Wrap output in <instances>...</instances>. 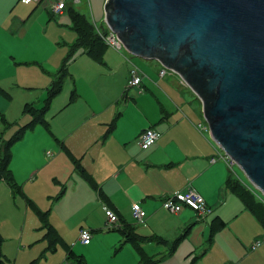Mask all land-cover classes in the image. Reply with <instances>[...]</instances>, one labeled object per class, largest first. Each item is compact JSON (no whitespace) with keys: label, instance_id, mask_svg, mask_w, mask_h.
I'll list each match as a JSON object with an SVG mask.
<instances>
[{"label":"crops","instance_id":"crops-1","mask_svg":"<svg viewBox=\"0 0 264 264\" xmlns=\"http://www.w3.org/2000/svg\"><path fill=\"white\" fill-rule=\"evenodd\" d=\"M58 1H64L65 8L54 12L53 4ZM80 2L82 0H72V3L42 0L40 4L46 6L41 7L21 0H0V54L6 61L0 64V89L4 91H0V113L11 128L10 132L17 133L30 123L31 115L25 112L27 105L39 108L44 105L50 87L60 75L66 52L70 53L77 42L78 33L73 28L69 10L81 12L75 6ZM31 22L39 29L33 35L29 34ZM92 23L97 32H105ZM106 45L105 65L95 63L84 48L75 51L74 60L69 64L68 78H72L69 95H63L65 81L62 90L51 100L46 115L49 130L42 124L29 129L14 146L21 154L13 156L10 167L24 194L35 203L37 199L48 201L44 211L50 210V222L62 237L64 233L80 234L81 229H89L93 235L107 230L105 207L110 205L101 197L99 189H102L113 205L110 208L117 211L121 225L132 224L140 236L147 238L142 246L158 264H191L195 257L198 258L195 264H202L203 258L207 260L205 264H264V228L246 209L239 195L227 186V180L235 177L224 151L212 140L208 124L201 121L192 108L180 113L179 108L182 110L184 104L180 99L182 108H178L172 98L149 97L144 93L147 90L144 71L140 72L142 87L133 86L141 95L127 99L124 109L120 110V102L126 100L121 97L122 92L132 88L128 87V82L133 61L121 53V49ZM109 47L113 50H108ZM81 64L86 66L82 83H85V76L95 80L111 74L121 92L113 99L109 93L104 102L97 99L94 87L87 88L78 82L77 68ZM160 86L168 94L166 84ZM7 90L16 93L15 102L14 95ZM147 128L158 131L160 138L145 149L139 137ZM75 161L97 182L99 189L86 183ZM242 183L257 193L252 186ZM2 188L12 202L11 207L19 212L16 199L19 197L26 203L25 198L14 197L10 188L8 190L3 184ZM189 188L200 193L212 208L208 216L199 217L189 208L172 213L162 206L168 195ZM53 197L55 202L50 204ZM65 198L72 201H65ZM133 203L140 204L146 211L141 222L132 216ZM25 206L28 213L30 209ZM77 217L87 218L90 227H84V220L61 224L63 219ZM10 220L9 226L2 230L15 233L9 240L15 251L10 253L8 241L4 254L12 264H18L19 259L23 263L33 256V236L25 231L24 225ZM214 220L225 222V226L210 242ZM119 227L105 233L114 231L111 240L120 245L110 264H137L139 256L133 246L121 245L124 237L116 229ZM71 236L67 241L63 238L66 243L73 240ZM150 237H160L168 243L150 240ZM176 240V250L169 254ZM257 242L260 244L253 249ZM96 244L91 240L84 245L94 247ZM45 247L44 243L43 249ZM76 250L73 249L76 254L86 257L85 250H77L78 253Z\"/></svg>","mask_w":264,"mask_h":264},{"label":"water","instance_id":"water-1","mask_svg":"<svg viewBox=\"0 0 264 264\" xmlns=\"http://www.w3.org/2000/svg\"><path fill=\"white\" fill-rule=\"evenodd\" d=\"M105 20L132 55L178 74L264 195V0H106Z\"/></svg>","mask_w":264,"mask_h":264},{"label":"rangeland","instance_id":"rangeland-1","mask_svg":"<svg viewBox=\"0 0 264 264\" xmlns=\"http://www.w3.org/2000/svg\"><path fill=\"white\" fill-rule=\"evenodd\" d=\"M69 2L72 3V0H69ZM97 2H100V3L97 4ZM31 4L32 5L38 4V5H41V7H43V5H44L42 3L40 4L37 2H31ZM45 6L46 5H44V7ZM75 6L90 21L95 22L101 30L110 33V28L105 21V1L104 0H90V2H89V0H82V2L75 4ZM31 23L32 24H30V27H29V34L33 35V34L38 33V30H39L38 27L33 22H31ZM108 50H113V48L109 47ZM120 52L125 54L131 61H133V64H132L133 67H137L139 70L144 71V73L146 74V76L144 77V79H145L144 85L147 88V90L144 93H146L149 97L154 96V97L163 98V99H165L166 97H168L170 99L172 98L174 103L178 106V108L181 107V105H182L181 103L183 101L184 104H183V108L181 107L182 110L179 108L180 113L183 110L185 111V110L192 108L194 113L198 116V118H200L201 121L207 123L204 119V116L203 117L201 116V112H202L201 100L182 81V79L178 76L177 73H175L174 71H172L170 69H165V67L158 60L144 59V58H141L138 56H134L130 52H128L125 48H122L120 50ZM75 53L72 55V57L67 62V74H66L64 81H63V83L66 81V83L64 85V89H63V95H65V96L69 95L70 80H72V78H68L69 77V64L74 60L73 57L75 56ZM66 54L67 55L64 58V61L62 63L61 68L63 67L66 59L68 58L69 50H68V53L66 52ZM104 60H105V58H104ZM5 62L6 61H5L4 57L0 54V64H4ZM95 63H97L99 65H105L106 62L100 63L98 61H95ZM129 65H130V67L132 66L131 64H129ZM77 70H78L77 79H78L79 84H81L87 88L88 87H91V88L94 87L96 90L97 99L102 100L104 102V100L109 96V93L111 96L110 98H112V99L118 95V93L120 91V89L118 88L119 83L116 80L112 79L111 74L109 76H103L102 75L101 77H99L95 80L87 79V77L85 76L84 77L85 83H82V76H83L84 72L86 71V66L84 64H81L80 67L77 68ZM146 70H148L149 72H146ZM164 70H165V72L163 73ZM114 71H120V70H114ZM53 74H55V73H53ZM45 77L47 78V81H49V78L46 75H45ZM161 84H166V91L168 94H166L163 91V89L160 86ZM110 88H112V92H109ZM124 91L122 92L121 97H123ZM8 92L14 95V102H15L16 101V95H15L16 93L13 91H8ZM140 95H141V93H137V91L135 90L134 87L130 88L129 92H127L126 96L123 97L126 100L120 102V105H119L120 110L124 109L125 104H127L126 103L127 99L137 98ZM179 99L181 100V103L178 102ZM128 103L130 105L129 109H131L132 102L130 103V101H129ZM52 113H53V110H51L50 114H52ZM202 114H203V112H202ZM4 117H5V115H4ZM10 129L11 128L8 125H6L5 122L3 121V117H1V113H0V134L4 133V137L7 139L14 134V133L10 132ZM42 130L46 132L45 128L44 129L42 128ZM32 131H29L28 133H31ZM12 152H13L12 155L14 157L21 154V151L19 149L15 150V147H13ZM224 155L226 156V154H224ZM231 171H232L233 176L235 178L240 179L247 186L252 185L249 182V180L246 178V176L244 175L242 170L236 164L231 165ZM79 177H80V179L83 178L81 176H79ZM86 183H88V182H86ZM3 185H5V187L9 190L8 186L5 183ZM1 188H2V185L0 186V190H1ZM3 189L4 188H2V190L0 192V227H2V228H0V239L3 240L2 244H1L2 252L4 253V250H3L4 245L9 240H11V238H13L15 236L14 232H10V231H4L3 232V230H5L9 226V223L11 222L10 219H12V220L17 221V223L19 225L20 224L24 225L25 231L30 232V234H31V236H33V240H34V244L32 245L33 256H31L29 259L23 260V263H22V260L19 259L18 264H73L72 262L66 260L67 252H66V249H65L63 244L60 243L58 245V248L55 251H46L47 246L43 249L44 243L47 245V242L44 241V239H43L44 228H42V229L40 228V226L42 225L40 218L39 217L37 218L30 210H28V213H26L25 212L26 203H24L23 200L19 197H17V199H16L17 200V206L19 208V212L15 211L11 207L12 202H10L8 197H6V192H4ZM255 191L257 192L256 194L258 195V197H260L261 199L264 200V195L259 190H257L256 188H255ZM9 193H10V191H9ZM54 198L55 197H53L51 199L50 204H53L55 202ZM65 201L71 202L72 200H71V198H65ZM36 204L39 206L40 209L44 210V207H46L48 205V201L37 199ZM13 205H16V204L13 203ZM45 209H47V208H45ZM83 220H84V224H83L84 227H86V228L90 227V225H89L90 223L87 221L88 219L87 218L83 219L80 217H77L74 219H66V220L63 219V220H61V224L65 225L66 221H69V222L72 221V223L76 224V223L83 221ZM105 225H106V223H105ZM37 226H39L38 229H36ZM100 226L103 227V225H100ZM106 228H107V230H103L102 232L98 231L93 235L92 240L96 241V243H97L94 247H89V245L82 244L78 240L79 234H76V233H71V234L64 233L63 238L67 241V238L70 235H72L70 238L73 240H71L69 242V244L72 245L73 249L76 248L79 251L85 250L87 252L86 257H85L87 264H110V263H113L114 258H112V256H113V254L116 253V251L120 245H118L119 243L117 244L116 241L111 240V239H113L112 233H115L114 231H109V234H105L106 231H108L107 225H106ZM32 233H35V234H32ZM117 237L120 238V236H117ZM76 238H77L76 243H78V245L74 242V240ZM103 238H104V240H103ZM39 239H41L39 242L35 241V240H39ZM99 241H101V242H99ZM72 242L75 244H73ZM9 243L10 244H8V247H11L10 253L13 254L15 251L14 250V244L12 241H9ZM115 243H116V245L112 246V244H115ZM126 248L131 249L130 246H127ZM77 250H76V252L78 253L79 251H77ZM43 251H44L45 258L43 255ZM200 253H201L200 250H198V254H200ZM78 254H80V253H78ZM199 257L201 258V255H199ZM206 261H207L206 258H205V260L203 258L201 263L205 264ZM7 263L12 264V261H9V259L7 258Z\"/></svg>","mask_w":264,"mask_h":264},{"label":"trees","instance_id":"trees-1","mask_svg":"<svg viewBox=\"0 0 264 264\" xmlns=\"http://www.w3.org/2000/svg\"><path fill=\"white\" fill-rule=\"evenodd\" d=\"M69 15L72 20L73 28L78 33L77 42L72 46L68 58L66 59L58 79H56L50 87L47 97L44 101V105L42 107H36L33 105H27L25 112L30 113L31 121L30 123L23 127L21 130L14 133L9 138L4 137V133L0 134V186L2 184L8 185L14 197L23 196L26 200V205L33 213L40 218L42 225L40 228H44L43 239L47 242L46 251H55L58 248V245L61 243L64 245L67 252V261L72 262L73 264H86L85 258L83 255L76 254L72 247L65 242L63 237L59 234L56 228L50 222V210L44 211L40 209L37 204L27 197L21 185L16 181L14 173L10 167L12 158H13V147L19 143L25 136L27 130L33 129L38 125H44V127L49 130V123L47 121V113L50 110L51 100L62 90L63 81L67 74V62L75 53V51L79 48H84L86 53L95 61L100 63H104L105 54L107 51V45L100 37L97 32L95 25L81 12L70 9ZM1 92L2 89H0ZM127 94V90L124 91L123 97ZM76 166L83 173V176L91 186V188L99 189L97 182L89 175V173L84 169H81L80 165L75 161ZM227 186L231 188L234 192H236L241 198L247 210H249L264 228V200L258 197L256 193H254L250 188H246L243 185L242 181L237 178L230 177L227 182ZM100 195L103 200L108 203L109 208L113 205L108 197L104 194L102 189H99ZM115 211V210H114ZM117 213V211H115ZM121 220V219H120ZM122 223V222H121ZM225 226V222L214 220L211 228V234L209 241L212 242L215 234ZM120 231L122 236L124 237L121 245L131 244L135 251L139 256V262L137 264H158V260H156L153 256L149 255L146 250L142 246V242L147 239L145 237L140 236L134 226L132 224H125L124 226L116 228ZM150 240H156L160 243H168L165 239L160 237H150ZM3 240L0 239V264H8L7 259L2 252L1 244ZM178 245V240H176L170 249L169 254H172ZM44 254V253H43ZM198 258H194L191 264H195V261Z\"/></svg>","mask_w":264,"mask_h":264},{"label":"built area","instance_id":"built-area-1","mask_svg":"<svg viewBox=\"0 0 264 264\" xmlns=\"http://www.w3.org/2000/svg\"><path fill=\"white\" fill-rule=\"evenodd\" d=\"M25 3H31V2H41L42 0H21ZM65 4L63 1H58L53 4V11L54 12H60L64 9ZM103 40L112 45L113 47L117 49H121L123 47V43L121 40L116 36L114 33L110 34H100ZM140 70L137 67H134L130 72V79L128 82V87L133 86H140L142 82V77L140 75ZM165 70L163 71V73ZM199 126H203L202 123H199ZM160 138V134L158 131L148 128L146 129L139 138L140 145L143 148H149L151 145L156 143V141ZM222 156V155H221ZM226 161L228 164L233 165L235 164L234 161L228 156H225ZM162 206L167 209L168 211H171L173 213L180 212L183 208L188 207L195 211L200 217H206L212 212V208L208 205L205 198L198 192H196L194 189L189 188L186 191H177L173 194H170L163 200ZM106 215H107V225L109 227L118 226L119 216L118 214L106 207ZM132 216L137 222H141L146 217V211L143 209V207L138 203H133L132 205ZM92 239V233L88 229H83L80 232V241L88 244ZM260 242H257L253 245V249H255Z\"/></svg>","mask_w":264,"mask_h":264}]
</instances>
